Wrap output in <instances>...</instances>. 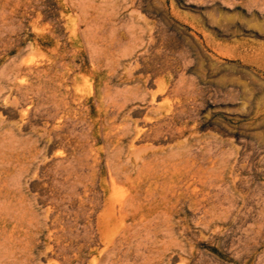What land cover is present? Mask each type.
Instances as JSON below:
<instances>
[{
    "label": "rangeland",
    "instance_id": "obj_1",
    "mask_svg": "<svg viewBox=\"0 0 264 264\" xmlns=\"http://www.w3.org/2000/svg\"><path fill=\"white\" fill-rule=\"evenodd\" d=\"M160 80L168 89L185 88L168 101L176 109L185 102L177 126L187 124L185 136L192 135L183 159L194 175L177 182L175 173L166 186L176 190L168 215L149 227L130 225L128 239L111 251L96 224L110 187L109 150L102 135L94 142L88 131L97 120V90L132 98L125 118L144 127L167 96L151 100ZM182 140L134 145L159 149ZM0 184L1 264H104L108 254L114 264H264V0H0ZM117 188L118 195L125 190Z\"/></svg>",
    "mask_w": 264,
    "mask_h": 264
},
{
    "label": "bare ground",
    "instance_id": "obj_2",
    "mask_svg": "<svg viewBox=\"0 0 264 264\" xmlns=\"http://www.w3.org/2000/svg\"><path fill=\"white\" fill-rule=\"evenodd\" d=\"M94 54V53H93ZM91 55V54H90ZM133 56V55H132ZM99 57V56H97ZM126 57V56H125ZM128 57V56H127ZM93 58V57H92ZM91 58V59H92ZM90 59V60H91ZM118 59V58H117ZM72 60V59H71ZM138 60V59H137ZM136 60V61H137ZM94 61V59H93ZM91 62V61H90ZM139 62V61H138ZM137 62V63H138ZM92 63V62H91ZM66 64V62H65ZM105 64V63H104ZM59 68L61 67V63L59 64ZM110 65V64H109ZM119 66L118 62L115 66H112L110 69H109V72L107 73V77L110 78L112 73H114L116 70H117V67ZM131 65V64H130ZM130 67V66H129ZM128 67V68H129ZM104 68V67H103ZM120 68V67H119ZM128 68H126V71H130L128 70ZM130 69V68H129ZM133 70V69H132ZM125 71V70H123ZM97 72V71H96ZM96 72H94L93 74V77H96ZM148 74V73H147ZM61 76V75H60ZM150 76H147V81L149 80ZM181 79V78H180ZM109 80V79H108ZM151 80V78H150ZM103 83V81H102ZM177 83V82H176ZM179 83V81H178ZM173 84V83H172ZM172 84L169 83L170 86H172ZM181 85V84H180ZM47 86V85H46ZM169 86V88H170ZM104 87V85L102 86ZM111 86L109 85V88ZM182 88V91H183V88L182 85L180 86ZM179 87V88H180ZM106 88V87H104ZM104 88H102V92L98 89L97 90V93H98V99H97V110H96V113H97V120H94L91 122V125L88 129L89 131V134L93 137V141L94 142H97L99 137L102 135V138L106 144V147L108 148L109 152L107 154V159H106V163H107V168H108V182H109V190H106L107 194H106V198L104 200V204H103V207H102V210L100 213H98L99 215L97 216V226H98V229H99V233L98 235L100 234V237L106 242L108 248L113 251L115 250L118 246H121V244L126 241L128 239V234L130 235V225H138V224H141V225H144V226H148L151 225V223L153 224V222L157 219L161 220L160 218L162 216H167L169 211H170V205L173 201V199L175 198V193H176V190L174 188V190H166L167 188L169 187H166L167 186V182H170L172 179H173V175H175V173L177 174L176 177H177V182H183V181H186L188 177L194 175V172H193V164H189L188 163V160H184L183 157L187 156L185 155V150L186 148H190V146L192 145V135L189 133L187 136H185V133L188 132V129H187V124H184V125H181L180 127L177 126L178 122L182 121L181 119L182 116H186L184 114H186V106H185V102L182 101L180 102V108H173L171 107L169 104V93H174L175 95L178 94V89H168V86H167V81L166 80H160L158 83H156V91L151 93V100L154 101L158 98H160L162 95H167L165 98L162 99V101L160 103H157L156 105V108L153 110V112L158 116L155 120L151 118V120H154L153 122L149 121V120H146L145 117V126L144 127H138V124L136 125L137 122L133 123L131 122L129 119L125 118V111L127 109V105L129 102H132V98H130L129 96H124L122 98H114V95L111 96V94L107 91V90H103ZM132 88V87H130ZM180 88V89H181ZM137 89V88H136ZM111 91H113L112 89H110ZM185 90V88H184ZM189 90V89H188ZM188 90H186L188 92ZM46 91V90H45ZM142 91V90H141ZM50 92V91H49ZM133 92V91H132ZM137 92V91H136ZM191 92V91H189ZM193 92V91H192ZM114 93V92H113ZM112 93V94H113ZM120 93V92H119ZM45 94V93H44ZM117 94V93H116ZM130 94V93H129ZM135 94V91L134 93ZM131 94V95H133ZM140 94V93H139ZM138 94V95H139ZM194 94V93H193ZM121 95V94H120ZM45 96V95H44ZM116 96V95H115ZM137 96V93L135 95V97ZM141 96H142V93H141ZM140 96V97H141ZM145 96V95H144ZM144 96L142 98H144ZM185 96V94H184ZM46 97V96H45ZM44 97V98H45ZM51 97V95H50ZM117 97V96H116ZM132 97V96H131ZM134 97V95H133ZM139 97V96H138ZM55 98V97H53ZM136 100V98L134 99ZM145 100V99H144ZM158 101V100H156ZM192 101V100H190ZM188 101V104L189 102ZM48 102V101H47ZM68 102V101H67ZM94 102H96L94 100ZM54 104V103H53ZM96 104V103H95ZM94 104V105H95ZM51 106V105H50ZM96 106V105H95ZM154 106V105H153ZM152 106V107H153ZM50 110V109H49ZM56 112V110H55ZM50 113V111H49ZM91 113V109L89 108L88 109V114ZM189 113V112H188ZM187 113V114H188ZM128 114V113H127ZM50 115V114H49ZM58 115V114H57ZM189 115V114H188ZM55 116V113L53 114V117ZM75 116V115H74ZM50 118V117H49ZM75 118V117H74ZM190 118V117H188ZM69 120V118H66ZM187 119V118H186ZM75 121V119H74ZM144 121V120H142ZM184 121V119H183ZM70 122V121H69ZM72 122V121H71ZM99 123V127H97L96 125ZM72 124V123H71ZM74 124V123H73ZM66 125V124H65ZM144 125V124H143ZM72 126V125H71ZM64 127V126H63ZM75 127V126H74ZM98 129V133L97 135H94V130ZM56 128V127H55ZM73 129V127H72ZM70 129L69 130H66V131H70L68 133H71L73 130ZM76 129V128H75ZM60 130V129H59ZM78 130V129H77ZM76 130V131H77ZM74 131V132H76ZM74 132H72L74 134ZM67 133V134H68ZM70 134L72 137H73V134ZM77 134V133H75ZM74 134V135H75ZM79 134V133H78ZM86 134L87 131H86ZM85 134V135H86ZM89 134L86 136L88 139V136ZM198 134V133H197ZM69 135V134H68ZM175 135H178L180 138L184 136V140H182V144H176V145H169L168 147L166 148H159V149H156V148H153L154 146H150L148 144L146 145H142V146H139V147H135V142H139V141H147V142H153V141H156V140H160V139H163L164 142H172V139L173 137H175ZM78 136V135H77ZM76 136V137H77ZM80 136H83L82 134H80ZM198 136V135H197ZM91 137V138H92ZM71 137H69L70 139ZM57 139L59 141L60 144H63V137L61 135H58L57 136ZM65 139V138H64ZM82 139V137H81ZM83 139H85L83 137ZM82 139V140H83ZM67 141V140H66ZM79 141H80V138H79ZM92 141V142H93ZM162 141V140H161ZM65 142V140H64ZM180 142V141H178ZM196 142V141H195ZM203 142V141H202ZM208 142V140L206 141ZM211 144H212V141H209ZM87 143V142H86ZM160 143V141H159ZM197 143V142H196ZM196 143H193V144H196ZM135 144V145H134ZM171 144V143H170ZM198 144V143H197ZM196 144V145H197ZM211 144L207 146H210L209 147V150L211 151L212 150V147H211ZM221 144V143H220ZM74 145V144H73ZM73 145L72 148L74 147ZM76 145V144H75ZM85 145V144H83ZM82 145V147H83ZM217 145V144H216ZM89 146V144H88ZM87 145L85 148H89ZM137 146V145H136ZM201 146V145H200ZM214 146V145H213ZM218 146V145H217ZM69 147V145H68ZM76 147V146H75ZM198 147V146H197ZM78 148V147H77ZM174 148H177L178 150H175V151H179V155H177V152L174 154ZM183 148L184 151H183ZM217 148V147H216ZM71 149V148H70ZM69 149V150H70ZM207 151L209 153H214L215 152V149H213V151H209L208 148H206ZM88 150V149H87ZM174 151L172 152L174 155H176L177 157H174L173 154L172 155H167V152H170V151ZM181 150V151H180ZM193 150V149H191ZM196 150L197 148H195L194 150V153H196ZM221 150V149H220ZM79 151V150H77ZM187 151V150H186ZM224 151H226L224 149ZM222 151V152H224ZM69 152V151H68ZM80 152V151H79ZM87 152V151H86ZM85 152V153H86ZM188 152V151H187ZM193 152V151H192ZM205 152V151H203ZM220 151V154L222 153ZM78 153V152H77ZM188 153H191L188 152ZM208 153V154H209ZM211 153V154H212ZM219 153V152H218ZM80 154V153H79ZM87 154V153H86ZM90 154V153H88ZM169 154V153H168ZM199 154V152H198ZM205 153H203L204 155ZM207 154V153H206ZM228 154V153H227ZM226 154V155H227ZM76 155V154H75ZM83 155H84V152H83ZM191 155V154H190ZM190 155H188L190 157ZM193 155V154H192ZM217 154H215L216 156ZM222 155H224V153H222ZM79 157H81L80 155H78ZM164 156V157H163ZM194 157H196L195 155H193ZM207 156V155H205ZM214 156V157H215ZM86 157V155H85ZM90 157V156H89ZM212 157H213V154H212ZM223 157V156H222ZM229 157V156H228ZM82 158V157H81ZM109 158V159H108ZM231 158V157H229ZM63 159V158H62ZM79 159V158H78ZM159 159H162L160 162L158 161ZM224 159V158H223ZM157 160V161H156ZM204 160V159H203ZM212 160V159H211ZM235 160V159H234ZM61 161V160H60ZM69 161H71L72 163V159H70ZM84 161V160H82ZM94 164L95 166L97 167L98 169V166H99V162H98V158L97 160L94 159ZM155 161V165L153 168L149 167L148 166ZM225 161V160H224ZM64 162V161H63ZM91 162V161H89ZM174 162V163H173ZM201 162V161H200ZM62 163V162H61ZM60 163V164H61ZM69 163V162H68ZM70 163V164H71ZM78 163V162H77ZM202 163V162H201ZM235 163V162H234ZM237 163V162H236ZM236 163L233 164L236 166ZM17 164V163H16ZM67 164V163H66ZM69 164V165H70ZM73 164V163H72ZM72 164L70 165V167L72 166ZM75 164V163H74ZM182 164V166H180ZM214 164V163H213ZM68 165V164H67ZM202 165V164H200ZM74 166V165H73ZM76 166V165H75ZM204 166V164H203ZM202 166V167H203ZM217 166V165H216ZM215 166V167H216ZM222 166V165H221ZM23 167V166H22ZM62 167V166H61ZM80 167V166H79ZM79 167H77L78 169L74 170L75 171H78L80 170ZM233 167V166H231ZM67 168V167H66ZM72 168V167H71ZM212 168V167H211ZM196 169V168H195ZM200 169V168H198ZM209 169V168H208ZM208 169L206 170V172L208 171ZM223 169V168H222ZM232 169V168H231ZM62 170V169H60ZM59 170V171H60ZM70 170V169H69ZM89 170V169H88ZM197 170V169H196ZM209 170H212V169H209ZM224 170V169H223ZM2 171V170H1ZM67 170H65L64 172L66 173ZM69 172V171H68ZM67 172V173H68ZM198 172V171H197ZM134 173L137 175H135L136 177H134ZM169 173L171 174L169 176ZM231 173V171H230ZM63 174V173H62ZM61 174V175H62ZM222 175V174H221ZM200 176V175H199ZM206 176V175H205ZM204 176V177H205ZM67 177V176H66ZM65 177V178H66ZM74 177V176H73ZM72 177V179H74ZM198 177V175H197ZM195 177V178H197ZM77 178V177H76ZM75 178V179H76ZM192 178V177H190ZM17 179V178H16ZM63 179V178H62ZM207 179V178H206ZM217 179H219L217 177ZM66 180V179H65ZM63 180V181H65ZM69 180V179H68ZM198 180V179H197ZM209 180V179H208ZM208 180H206L208 182ZM162 182V185L163 187L158 190L156 187L153 188V184H155L156 182ZM202 181V180H201ZM204 181V180H203ZM205 181V183H207ZM73 182V181H71ZM69 181V183H71ZM200 182V180H199ZM212 182V181H211ZM210 182V183H211ZM5 183V181H4ZM4 183L2 184L4 186ZM74 183V182H73ZM214 183V181H213ZM225 183V182H224ZM75 184V183H74ZM117 184H122V187L124 186L125 187V190H123V192H121L120 195L117 194ZM203 184V183H202ZM212 184V183H211ZM234 184V183H233ZM1 185V184H0ZM7 184L5 183V186ZM64 185V183H63ZM213 185V184H212ZM221 185V184H220ZM74 185H72L71 187H73ZM207 187V184L205 185ZM216 186V185H215ZM219 186V185H218ZM69 187V188H71ZM166 187V188H165ZM196 187V186H195ZM220 187V186H219ZM121 188V187H120ZM212 188V186H211ZM218 188V187H216ZM221 188V187H220ZM220 188L218 189V191L220 190ZM123 189V188H122ZM199 189V188H197ZM215 190V188H213ZM222 189V188H221ZM225 190L227 189V187L224 188ZM182 190V189H181ZM213 190V191H214ZM65 191V190H64ZM68 191V190H67ZM100 191V190H99ZM120 191V189H119ZM183 191V190H182ZM212 191V190H210ZM217 191V190H216ZM215 191V192H216ZM70 192H72V190H70ZM93 193V191H90ZM189 192V191H188ZM209 192V191H208ZM63 193V192H62ZM97 193V192H96ZM119 193V192H118ZM195 193V192H194ZM219 193V192H218ZM75 194V193H74ZM78 194V192L76 193ZM208 194V193H207ZM211 194V192H210ZM213 194V193H212ZM211 194V195H212ZM217 194V192H216ZM63 195V194H62ZM67 195V194H65ZM64 195V196H65ZM90 195V193H89ZM198 195V194H197ZM220 195V194H218ZM68 196V195H67ZM73 195H71V198H72ZM93 196V194L91 195ZM214 196V195H213ZM70 197V196H68ZM96 196H94V199H95ZM101 197V196H99ZM98 197V198H99ZM208 197V196H207ZM216 197V196H215ZM214 197V199H215ZM64 198V197H63ZM67 198V197H65ZM64 198V200H65ZM70 198V199H71ZM206 198V197H205ZM217 198V197H216ZM88 197L86 198V200L88 201ZM91 199V198H90ZM55 200V199H54ZM82 200V199H81ZM85 200V201H86ZM97 200V198H96ZM99 200V199H98ZM102 200V199H101ZM100 200V201H101ZM179 200V199H178ZM216 200V199H215ZM226 200H227V197H226ZM10 201V200H9ZM8 201V202H9ZM103 201V200H102ZM217 201H218V198H217ZM222 201V200H221ZM62 202V200H61ZM78 202V201H77ZM98 202V201H97ZM186 202V201H185ZM196 202H198L196 200ZM215 202V201H214ZM220 202V201H219ZM2 203V202H1ZM5 203V202H4ZM20 203V202H19ZM10 204V203H9ZM72 205H74V202L72 203ZM98 203H96L97 205ZM181 204V203H180ZM198 204V203H197ZM204 204V203H203ZM77 204H75L74 206H76ZM92 205H93V202H92ZM91 205V206H92ZM100 205V204H98ZM97 205V206H98ZM220 205V204H219ZM1 206V205H0ZM87 206V205H86ZM89 206V205H88ZM102 206V205H101ZM201 206V204H200ZM205 206V205H203ZM218 206V205H217ZM221 206V205H220ZM219 206V207H220ZM3 207V206H1ZM70 207V206H69ZM100 207V206H99ZM199 207V206H197ZM195 207V208H197ZM68 208V207H67ZM74 208V207H73ZM79 208V206H78ZM89 208V207H88ZM173 208V207H171ZM200 208V207H199ZM198 208V209H199ZM204 208V207H203ZM216 208V207H215ZM8 209V207H7ZM6 207H5V210H7ZM180 209V208H179ZM208 209V208H207ZM207 209H205L207 211ZM11 210V208L9 209ZM69 210V209H68ZM71 210H74V209H71ZM84 210V209H83ZM90 210V209H89ZM3 211V210H2ZM75 211V210H74ZM73 211V212H74ZM86 211V210H85ZM200 211V210H199ZM204 211V209H203ZM15 212V211H14ZM76 212V211H75ZM201 212V211H200ZM95 213V211H94ZM92 213V214H94ZM202 213V212H201ZM8 214V213H7ZM19 214V213H18ZM77 214V213H76ZM91 214V215H92ZM97 214V213H96ZM94 214V215H96ZM206 214V213H205ZM205 214H202L203 217L205 216ZM5 215V214H4ZM10 215V214H9ZM22 216V214H20ZM19 215V217H20ZM81 215V214H80ZM86 215H87V211H86ZM93 215V217H94ZM178 215V214H177ZM201 215V216H202ZM179 216V215H178ZM18 217V218H19ZM90 217V216H89ZM206 217V216H205ZM88 218V217H87ZM96 218V217H95ZM164 218V217H163ZM174 218V217H173ZM208 219V217H206ZM212 218V217H211ZM94 219V218H93ZM92 219V220H93ZM165 219V218H164ZM175 219V218H174ZM181 219V218H180ZM179 219V220H180ZM205 219V220H207ZM85 220V219H84ZM83 220V221H84ZM166 220V219H165ZM8 221V220H7ZM20 221V220H19ZM18 221V222H19ZM77 221V220H75ZM91 221V219H90ZM95 221V220H94ZM93 221V223H94ZM204 221V220H203ZM24 222V221H23ZM31 222V221H30ZM28 223L29 225L32 224L31 223ZM36 222V221H35ZM81 222V221H80ZM80 222L78 225H80ZM159 222V221H158ZM46 223V222H45ZM44 223V224H45ZM76 223V222H75ZM74 223V224H75ZM179 223V221H178ZM84 224V223H83ZM92 224V223H91ZM40 225V224H39ZM141 225L137 226L138 228L139 227H142ZM161 225V224H160ZM163 225V224H162ZM165 225V224H164ZM197 225V223H196ZM82 226V225H81ZM80 226V227H81ZM119 226V227H117ZM78 228V226H76ZM86 227V226H85ZM83 227V228H85ZM120 231L118 230V228H120ZM135 227V229L137 228ZM154 227V226H152ZM162 227V226H161ZM164 227V226H163ZM173 227V226H172ZM89 228L88 226L86 227V230H89L87 229ZM159 228V227H158ZM16 229V228H15ZM72 229V227H71ZM96 229V228H95ZM140 229V228H139ZM138 229V230H139ZM145 229V227H144ZM143 229V230H144ZM27 230V229H26ZM56 230V229H55ZM63 230V229H62ZM68 230V229H67ZM67 230L65 231V233H67ZM70 230V229H69ZM83 230L80 228V231ZM85 230V229H84ZM85 230V231H86ZM137 230V229H136ZM136 230H135V234L136 233ZM142 230V229H141ZM152 230V229H151ZM150 230V231H151ZM156 230V229H155ZM164 230V229H162ZM172 230V229H171ZM9 231V230H8ZM61 231V230H60ZM134 231V230H133ZM132 231V232H133ZM147 231V230H146ZM161 231V229L159 230V232ZM51 232V231H50ZM58 232V230L56 231ZM73 232V231H72ZM84 232V231H83ZM82 232V233H83ZM90 232V230H89ZM95 232V231H94ZM139 233L141 231H138ZM153 232V231H152ZM165 232V231H164ZM163 232V233H164ZM167 232V231H166ZM171 232V231H170ZM185 232V230H184ZM19 233V232H18ZM58 233H61V232H58ZM78 233V231H77ZM77 233H76V236H77ZM161 234H163L162 232H160ZM172 233V232H171ZM183 233V232H182ZM35 234V233H34ZM51 234H55L54 232H52ZM69 234V233H68ZM73 234V233H72ZM79 234V233H78ZM81 234V232H80ZM79 234V235H80ZM88 234V233H87ZM93 234V232L91 233ZM95 234V233H94ZM93 234V235H94ZM146 234V232H145ZM159 234V233H158ZM160 234V235H161ZM166 234V233H164ZM5 235V234H4ZM8 234H6L7 236ZM12 235V234H11ZM14 235V234H13ZM66 235V234H65ZM75 235V234H74ZM72 235V237L74 236ZM140 236V234H138ZM151 235V234H150ZM24 236V235H23ZM22 236V237H23ZM52 236V235H51ZM54 236V235H53ZM55 236H57L55 234ZM82 236V235H81ZM89 237V235H87ZM86 236V237H87ZM97 236V235H96ZM145 236V235H144ZM147 236V235H146ZM145 236V238H147ZM153 237V235H151ZM163 236V235H162ZM3 237V236H2ZM17 237V236H16ZM15 237V238H16ZM21 237V238H22ZM68 237V236H67ZM92 237V236H91ZM4 238V237H3ZM3 242L7 241V239H3ZM12 238H14L12 236ZM24 238V237H23ZM64 238V236H63ZM79 238V237H78ZM83 238H84V235H83ZM94 238H97L98 239V236L97 237H94ZM135 238V237H134ZM169 238V237H168ZM10 239V238H9ZM49 239V238H48ZM76 239V237H75ZM74 239V240H75ZM82 239V238H81ZM139 239V238H138ZM5 240V241H4ZM20 240V239H19ZM17 239V241H19ZM28 240V239H26ZM85 240V239H84ZM84 240L82 242H84ZM95 240V239H94ZM144 240V239H143ZM156 241L158 239H155ZM164 238H162L161 242H163ZM22 241V240H21ZM20 241V242H21ZM79 243H81V240H78ZM146 241V240H145ZM160 241V240H159ZM9 242V241H8ZM58 242V241H57ZM89 242V241H88ZM132 242V241H131ZM151 242V240H150ZM2 243V242H1ZM19 243V242H18ZM26 242H24L25 244ZM73 243V241H72ZM75 243V242H74ZM94 243V242H93ZM130 243V242H129ZM133 243V242H132ZM137 243V242H136ZM10 244V243H9ZM60 244V243H59ZM71 244V243H70ZM77 245V243H75ZM74 244V245H75ZM101 244V243H100ZM149 244V243H148ZM158 244V243H157ZM160 244V243H159ZM58 245V244H57ZM72 245V244H71ZM91 245V243H90ZM94 245V244H93ZM163 245V244H162ZM183 245V244H182ZM252 245V244H251ZM22 246V245H21ZM23 246H27V245H23ZM85 246V245H84ZM89 246V245H88ZM100 246V245H99ZM144 246V245H143ZM142 246V247H143ZM157 246V245H156ZM19 247V246H18ZM28 247V246H27ZM58 246H56V249H57ZM66 247V246H64ZM71 246L69 245V248ZM74 247V246H73ZM101 247V246H100ZM147 247V246H146ZM5 248V247H3ZM21 249L24 250L25 247H20ZM67 248V250L69 249ZM77 248V247H76ZM89 248V247H88ZM124 248V247H123ZM151 248V246H150ZM148 248V249H150ZM155 248V247H154ZM158 248V246H157ZM156 248V249H157ZM85 249V248H84ZM108 249V250H109ZM142 249V248H141ZM144 249V248H143ZM159 249V248H158ZM157 249V250H158ZM161 249H164L163 247ZM161 249L159 251H161ZM14 250V249H13ZM16 250H20L19 248L16 249ZM58 250H61L59 247H58ZM57 250V251H58ZM64 252H65V249H63ZM78 250V249H77ZM117 250V249H116ZM115 250V251H116ZM135 250V249H134ZM139 250V249H137ZM147 250V249H146ZM145 250V251H146ZM165 250V249H164ZM29 251V249H28ZM69 251V250H68ZM114 251V252H115ZM121 251V250H120ZM119 251V252H120ZM143 250V252H145ZM148 251V250H147ZM146 251V252H147ZM156 251V250H155ZM11 252V250H10ZM15 252V251H14ZM62 252V251H61ZM67 252V251H66ZM70 252V251H69ZM75 253V251H73ZM128 252V251H126ZM125 252V253H126ZM157 252V251H156ZM183 252V250H182ZM68 253V252H67ZM84 253V252H83ZM86 253V252H85ZM103 253V252H102ZM105 253V252H104ZM110 253V252H109ZM135 253V252H133ZM137 253V252H136ZM148 253V252H147ZM152 253V252H151ZM159 253V252H157ZM165 253V252H163ZM185 253V251L183 252ZM6 256H7V253H5ZM10 254H13V253H10ZM8 253V255H10ZM107 254V252H106ZM111 254V253H110ZM118 254V253H117ZM120 254V253H119ZM131 254V253H130ZM129 254V255H130ZM155 255V252L152 253ZM161 254V253H159ZM158 254V255H159ZM186 254V253H185ZM14 255V254H13ZM12 255V256H13ZM28 255V254H27ZM112 255V254H111ZM124 255V254H123ZM139 255V254H138ZM4 256V255H3ZM107 256H109L107 259L109 260V262L111 261L110 258V255L108 254ZM122 256V255H120ZM128 256V255H127ZM133 257L135 255H132ZM2 257V256H1ZM73 257V256H72ZM91 257H92V254H91ZM90 257V258H91ZM113 257V256H112ZM116 257V256H114ZM125 257V255L123 256ZM131 257V256H130ZM151 257V256H150ZM61 258L63 259V257L61 256ZM86 258V257H85ZM84 258V259H85ZM126 258V257H125ZM135 258V257H134ZM132 258V259H134ZM136 258H138L136 256ZM142 258V257H141ZM140 258V259H141ZM144 258V257H143ZM142 258V259H143ZM4 259V258H3ZM7 258H5L4 260H6ZM24 259V258H23ZM66 259V258H65ZM106 259V258H105ZM120 259V258H119ZM124 259V258H123ZM2 259H0L1 261ZM12 260V259H10ZM14 260V259H13ZM12 260V261H13ZM16 260V259H15ZM64 260V259H63ZM70 260V259H69ZM81 261V259H79ZM83 260V259H82ZM104 260V259H103ZM107 260V261H108ZM122 260V258H121ZM154 260V259H153ZM9 261V259H8ZM65 261V260H64ZM68 261V260H66ZM79 261V262H80ZM84 261V260H83ZM82 261V262H83ZM101 262V260H99ZM98 261V262H99ZM120 261V260H119ZM130 261V260H129ZM141 261V260H140ZM148 261V260H147ZM4 263V261H2ZM22 262V261H21ZM78 262V263H79ZM81 262V263H82ZM97 262V263H98ZM104 262V261H103ZM107 262V263H109ZM112 262V261H111ZM118 262V261H117ZM116 262V263H117ZM143 262V261H142ZM160 262V261H159ZM2 263V264H3ZM77 263V262H76ZM106 261L104 262V264H107ZM132 262L130 261V264ZM138 263V262H137ZM157 263V262H156ZM1 264V263H0ZM7 264V262L5 263ZM18 264V263H17ZM19 264H20V261H19ZM67 264V263H66ZM80 264V263H79ZM85 264V263H84ZM100 264V263H98ZM112 264H114V262H112ZM121 264V263H120ZM126 264V263H125ZM141 264V263H140Z\"/></svg>",
    "mask_w": 264,
    "mask_h": 264
}]
</instances>
